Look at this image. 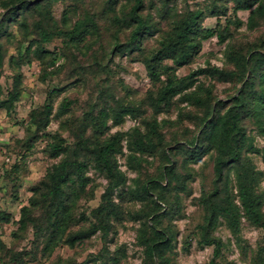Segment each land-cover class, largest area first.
I'll use <instances>...</instances> for the list:
<instances>
[{"label":"rangeland","instance_id":"rangeland-1","mask_svg":"<svg viewBox=\"0 0 264 264\" xmlns=\"http://www.w3.org/2000/svg\"><path fill=\"white\" fill-rule=\"evenodd\" d=\"M131 2L49 0L12 20L0 0V20L7 29L0 39L4 53L0 100H6L0 106V208L13 216V222L2 229L5 248L0 249V264H159L157 257H147L142 241L155 228L167 231L172 240L166 264L211 263L214 246L202 241L210 212L203 198L214 190L216 158L224 146L210 145L204 129L215 112L212 109L220 108L219 100L225 101L220 108L224 112L230 105H239L234 96L243 88L251 95L259 84L264 86V80L248 82L253 62L247 63L245 76L238 64V58L250 59L264 47V0H146L150 26L139 46L128 41L133 27L128 16ZM246 3L252 7L240 8ZM252 9L256 15H251ZM197 11L201 12L199 47L181 65L163 58L160 78L153 79L149 63L160 40L175 21ZM88 24L92 28L86 33L71 37L77 27ZM205 29H213V34L204 36ZM118 42L121 51L114 49ZM214 67L231 74L221 77L208 72L186 78L184 88L168 103H155L168 77L183 78ZM16 85L21 94L14 99ZM191 94L197 98H189ZM47 103L53 105L52 114L41 128L38 123L45 120ZM127 106L135 114L126 112ZM102 109L109 114L100 131ZM256 110L248 104L237 108L246 128L242 155L258 172L253 185L263 198L264 213V121L261 115L251 114ZM154 118L164 139L141 151L135 145L138 131L146 133L147 122ZM117 132L128 133L113 158L127 179L110 194L113 208L104 201L111 178L95 160L94 150ZM80 136L85 137L86 147L78 146ZM55 144L62 151L52 157ZM74 151L88 166L85 182L72 175L65 188L70 217L63 239L71 232L87 234L93 225L97 230L74 244L62 241L52 250L53 224L61 213L67 214L37 191L54 163L67 155L74 158ZM242 178L239 165H228L215 197L231 200L241 214L240 233L232 230L223 213L217 214L208 233L223 243L215 264H264V224H254L244 213L239 195ZM148 180H153L151 195L142 194L141 184ZM103 204L100 213L97 209ZM23 205H31L32 220L20 228L17 221ZM101 221L107 233L99 226Z\"/></svg>","mask_w":264,"mask_h":264},{"label":"trees","instance_id":"trees-1","mask_svg":"<svg viewBox=\"0 0 264 264\" xmlns=\"http://www.w3.org/2000/svg\"><path fill=\"white\" fill-rule=\"evenodd\" d=\"M5 7L8 9V18L17 19L19 14L26 12L29 8H36L42 4L48 2L49 0H4ZM85 2V0H83ZM112 4H116L117 0H111ZM240 8L250 9L252 4H240ZM146 10V0H132L129 8V19L132 30L128 38L129 44L134 46H139L142 38L147 33L149 29V22ZM257 11L252 9L251 15H256ZM201 12H192L182 20L175 21L171 31L160 40V47L157 49V54L151 58L149 63L150 74L153 79L160 78L159 71V62L166 57L173 58V60L181 65L190 59L193 53L199 47L200 42L197 41L196 35L199 33V19ZM86 25V24H85ZM80 28L77 27L71 33V37L80 36L82 33H86L88 29L92 27L88 24ZM85 27V29H84ZM84 29V30H83ZM201 31V30H200ZM7 32L4 22L0 20V39ZM204 36L213 34V29L202 30ZM223 39L225 38L224 35ZM48 34L43 33L44 40L48 39ZM264 46V44H263ZM30 48V47H29ZM114 49L121 51L123 45L121 43H116ZM30 50V49H29ZM259 52L251 54L250 59L247 58V55L238 58V64L241 67L242 75L245 76L247 69V63L253 62L252 73L249 75L248 82L255 83L256 80L262 82L264 80V47L259 48ZM37 53H39L37 51ZM4 53L0 43V67L3 65ZM31 62V60H29ZM212 73L218 74L219 76H228L231 74L229 71H226L221 68L214 67L212 70L208 69H198L189 73L186 77L183 78H173L168 77L166 83L162 86L158 96L155 99V103L160 106L162 103H168L170 99L176 94L180 93L184 88V83L186 78H193L199 74L203 73ZM14 93L12 97L14 99L20 97L21 92L19 91L18 85L14 88ZM244 88L239 96H234L235 100L239 103L230 105L224 112L220 110L225 104V101L219 100L217 104L220 105V108L212 109L214 113L209 116L206 122L205 131V140H209L210 145L224 146L220 149L219 154L216 158V179L214 190L208 194L204 195L203 203H205L210 212L206 215V224L203 225V228L206 230V236L203 237L202 241L207 245L214 246V256L210 264H215L216 258L221 254V249L223 246L222 240L218 237L208 235L211 233V228L217 218V214L223 213L229 220L230 227L235 233L241 232V214L236 208L235 204L228 200L227 202L218 201L215 199L216 195L220 192V184L225 178V169L229 165L236 163L239 165V168L242 172V180L239 184V195L242 202L244 213L248 220L253 222L258 226L264 224V213L262 210L263 198L260 194L255 193V188L253 185V180L257 177L258 172L255 170L253 163L249 159H244L242 155V146L243 141L246 136V128L241 121L239 112L237 111L238 106L251 105L254 109H257L251 114L261 115L262 120L264 121V86L256 87L253 94L249 95L246 91L243 93ZM1 93V85H0ZM189 98H197L196 94H191ZM198 100L199 97H198ZM6 100H0V106H2ZM45 109V120L39 122V127H46L49 123V118L52 114L53 105L47 103L44 107ZM126 112L135 114V109L132 106H127L125 109ZM108 112L106 109H102L99 113L98 123L100 131L103 127H106ZM250 114V115H251ZM122 114H118L117 118H120ZM149 127L146 133H139L138 138L135 140L136 147L141 150H147L148 148L155 147L157 144H161L164 136L159 131V122L157 118H154L152 121L147 122ZM264 130V125H262ZM128 134L127 132H117L112 136L103 139L99 146L94 150L95 160L99 164L100 168L111 178L110 185L107 189V197H105V203L107 206H112L114 208V203L110 198V194L121 182H125L127 177L123 171L118 168L117 162L113 161L115 154L121 150L122 137ZM85 137L80 136L78 139L79 147H86ZM251 148L254 149V146L251 145ZM62 151L60 145H53V152L51 153L52 157H57ZM74 158L71 156H66L60 161L54 163L52 168H50L43 179L40 180L39 184L43 185V188L37 191L44 200H48L51 206L61 207L63 213L57 217L56 221L53 224V234L56 238L54 244L51 246V249L54 250L56 246L62 241L70 242L74 244L77 240L82 239L89 234L95 232L97 227L93 225L88 231V233L83 232H71L67 234L66 239H63V236L67 232L68 228V219L70 213L67 211V204L65 202V188L70 184L72 175L76 176L77 181L83 183L86 180L85 171L88 166L86 161H83L79 158L76 151L73 152ZM241 177V174H240ZM150 182L153 180L145 181L141 184L142 194L151 195L152 185ZM37 189L33 187V189ZM140 196V193L138 192ZM144 195V196H145ZM34 205V201H33ZM106 205H101L97 211L100 213L103 212V208ZM22 216L18 219L19 227H24L28 221L32 220V207L31 205H23L21 207ZM13 222L12 213L6 210H0V249L5 248V243L2 239V229L3 226ZM99 226L105 229L104 233L108 232L106 223L102 221L99 222ZM16 232V231H15ZM142 241L146 244L145 253L147 257L151 260H154L156 257L159 260V264H166L168 257L165 255L166 251L172 246V240L169 238L167 231H162L156 229L148 236L142 237ZM71 264H81L73 262Z\"/></svg>","mask_w":264,"mask_h":264},{"label":"crops","instance_id":"crops-1","mask_svg":"<svg viewBox=\"0 0 264 264\" xmlns=\"http://www.w3.org/2000/svg\"><path fill=\"white\" fill-rule=\"evenodd\" d=\"M12 204H13V203H12ZM0 210H5V209H4V208H0ZM6 211L10 212V211H9V210H7V209H6ZM10 213H12V212H10ZM6 226H7V225H6Z\"/></svg>","mask_w":264,"mask_h":264}]
</instances>
